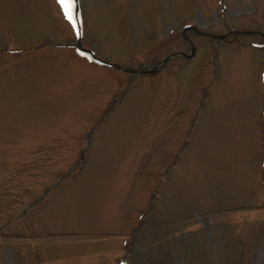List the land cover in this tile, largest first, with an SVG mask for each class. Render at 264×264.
Masks as SVG:
<instances>
[{"label":"rangeland","instance_id":"obj_1","mask_svg":"<svg viewBox=\"0 0 264 264\" xmlns=\"http://www.w3.org/2000/svg\"><path fill=\"white\" fill-rule=\"evenodd\" d=\"M76 9L0 0V264H264V0Z\"/></svg>","mask_w":264,"mask_h":264},{"label":"snow or ice","instance_id":"obj_2","mask_svg":"<svg viewBox=\"0 0 264 264\" xmlns=\"http://www.w3.org/2000/svg\"><path fill=\"white\" fill-rule=\"evenodd\" d=\"M65 18L71 23L77 6V0H57Z\"/></svg>","mask_w":264,"mask_h":264},{"label":"water","instance_id":"obj_3","mask_svg":"<svg viewBox=\"0 0 264 264\" xmlns=\"http://www.w3.org/2000/svg\"><path fill=\"white\" fill-rule=\"evenodd\" d=\"M77 17V16H76ZM188 30V28L186 29ZM194 30V29H193ZM76 31H77V38H78V50L83 53V54H86V55H89L94 62L98 63V64H105L103 63L102 61H99L98 59L94 58L92 55H90L87 51H84L81 47H80V38H81V34H80V27H79V23H78V17H77V20H76ZM196 32V30H194ZM153 73V72H152Z\"/></svg>","mask_w":264,"mask_h":264},{"label":"flooded vegetation","instance_id":"obj_4","mask_svg":"<svg viewBox=\"0 0 264 264\" xmlns=\"http://www.w3.org/2000/svg\"><path fill=\"white\" fill-rule=\"evenodd\" d=\"M188 31H190V32H192V33H194V34H197V33H198L197 31L195 32L194 30H188ZM183 33H184V32H183ZM183 37H185L184 34H183ZM175 55H176V54H175ZM175 55H173V56H175ZM178 55H181V54H178ZM168 60H169V58L165 59L164 61L167 62Z\"/></svg>","mask_w":264,"mask_h":264}]
</instances>
